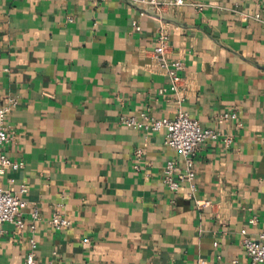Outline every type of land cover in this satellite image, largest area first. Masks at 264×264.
I'll list each match as a JSON object with an SVG mask.
<instances>
[{"label": "crops", "instance_id": "crops-1", "mask_svg": "<svg viewBox=\"0 0 264 264\" xmlns=\"http://www.w3.org/2000/svg\"><path fill=\"white\" fill-rule=\"evenodd\" d=\"M145 10L0 0V105L17 100L6 152L24 162L3 186H28L26 225L3 224L0 264H29L32 252L33 264H256L244 240L264 232V0ZM161 28L169 59L184 63L175 90L153 56ZM179 110L222 136L201 145L196 179L173 191L165 165L185 164L166 130L122 118ZM224 111L237 119L217 123ZM56 212L71 225L54 228Z\"/></svg>", "mask_w": 264, "mask_h": 264}, {"label": "built area", "instance_id": "built-area-1", "mask_svg": "<svg viewBox=\"0 0 264 264\" xmlns=\"http://www.w3.org/2000/svg\"><path fill=\"white\" fill-rule=\"evenodd\" d=\"M142 8L141 15L146 13L145 8H160L164 4L181 6L185 0H129ZM201 8V6H199ZM140 29V25L136 24ZM170 36L161 28L157 37V43L153 50V56L159 67L165 71L172 81L171 88L176 89L181 80L180 72L184 69L182 60L171 61L169 59ZM17 104L15 98H9L0 105V233L5 222H14L19 228H23L26 222L23 217V209L27 201L24 195L28 192V186L22 185L19 190L12 192L3 186V177L9 169L18 170L23 167L24 162L12 159L6 152V145L11 139L12 130L9 124L11 109ZM236 111H224L215 118L217 123H224L237 119ZM124 125L134 129L158 132L166 130L165 143L175 148L184 159V168H180L174 159H169L164 168V182L169 189L177 191L182 182H194L197 176L195 158L201 145L208 140H216L222 136L220 130L212 127L204 128L199 120L193 118L189 112L179 110L173 118H158L147 111L139 114L123 116ZM226 143L231 142L230 137L224 138ZM141 154V150H138ZM198 206H206L209 202L196 200ZM33 220L40 217L39 210L32 213ZM255 221L254 219L252 220ZM49 223L56 229H64L71 225V221L60 213H54ZM34 244V242H33ZM245 250L251 261L256 264H264V232L258 238L247 237L244 240ZM27 262L35 263L34 253L28 255Z\"/></svg>", "mask_w": 264, "mask_h": 264}]
</instances>
